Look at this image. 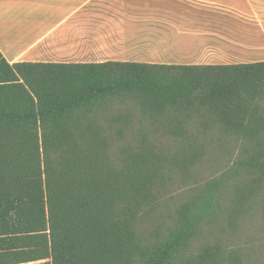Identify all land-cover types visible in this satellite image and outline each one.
<instances>
[{"label":"trees","instance_id":"obj_1","mask_svg":"<svg viewBox=\"0 0 264 264\" xmlns=\"http://www.w3.org/2000/svg\"><path fill=\"white\" fill-rule=\"evenodd\" d=\"M0 264H264V60L0 51Z\"/></svg>","mask_w":264,"mask_h":264},{"label":"crops","instance_id":"obj_2","mask_svg":"<svg viewBox=\"0 0 264 264\" xmlns=\"http://www.w3.org/2000/svg\"><path fill=\"white\" fill-rule=\"evenodd\" d=\"M10 62L264 60V0H0Z\"/></svg>","mask_w":264,"mask_h":264},{"label":"rangeland","instance_id":"obj_3","mask_svg":"<svg viewBox=\"0 0 264 264\" xmlns=\"http://www.w3.org/2000/svg\"><path fill=\"white\" fill-rule=\"evenodd\" d=\"M253 62V61H252ZM254 62H256V61H254Z\"/></svg>","mask_w":264,"mask_h":264}]
</instances>
